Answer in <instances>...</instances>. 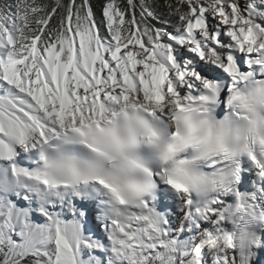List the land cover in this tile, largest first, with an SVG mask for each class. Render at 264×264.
<instances>
[{"label":"snow or ice","instance_id":"obj_1","mask_svg":"<svg viewBox=\"0 0 264 264\" xmlns=\"http://www.w3.org/2000/svg\"><path fill=\"white\" fill-rule=\"evenodd\" d=\"M163 7L0 0V264H264V0Z\"/></svg>","mask_w":264,"mask_h":264},{"label":"trees","instance_id":"obj_2","mask_svg":"<svg viewBox=\"0 0 264 264\" xmlns=\"http://www.w3.org/2000/svg\"><path fill=\"white\" fill-rule=\"evenodd\" d=\"M45 3H51V0H44ZM118 2L121 4V6H124L126 4V0H118ZM165 0H156V11L159 15L163 16L165 19H171L172 23H175L174 18H170L169 13L167 10L163 7ZM96 19L99 21L101 17V7L105 3V0H91ZM138 12V10H137ZM156 23V22H154ZM160 26V25H158Z\"/></svg>","mask_w":264,"mask_h":264}]
</instances>
